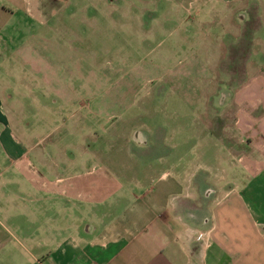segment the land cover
<instances>
[{"label":"crops","instance_id":"obj_1","mask_svg":"<svg viewBox=\"0 0 264 264\" xmlns=\"http://www.w3.org/2000/svg\"><path fill=\"white\" fill-rule=\"evenodd\" d=\"M37 1L0 0L3 75L2 58L20 54L17 41L28 28L30 3ZM229 2L161 0V8L179 5L178 23L193 24V9L203 14L201 7L223 5V19ZM207 11L200 16L217 24ZM162 22L172 23L168 17ZM1 83L0 192L9 198H0V264H264L263 77L251 76L232 95L218 97L221 107L232 105L236 143L218 145L204 128L209 157L187 179L179 175L184 162L176 147L159 145L153 167L142 164L137 172L130 166V151L139 157L150 151L148 133L130 130L132 149L109 150L96 134L83 143L76 128L52 132L44 118L49 105L81 98L67 82L21 79L11 89ZM51 88L58 94H47Z\"/></svg>","mask_w":264,"mask_h":264},{"label":"rangeland","instance_id":"obj_2","mask_svg":"<svg viewBox=\"0 0 264 264\" xmlns=\"http://www.w3.org/2000/svg\"><path fill=\"white\" fill-rule=\"evenodd\" d=\"M43 1L30 3L28 28L17 41L20 54L3 56L0 86L4 81L15 88L22 79L76 87L77 104L49 105L44 118L52 132L76 128L83 143L96 134L109 150L132 149L130 130L148 133L150 151L144 157L130 151V166L153 167L158 147H176L182 179L208 160L204 128L218 145L234 146L232 105L223 108L219 101L251 76L264 78V0H231L223 19V5L207 8L215 25L200 16L209 15L204 7L203 14L189 9L198 21L180 24L182 7L161 8V0H50V7ZM164 17L172 23H163ZM186 33L190 41L181 48ZM58 92L51 88L47 94ZM0 198L9 193L0 192Z\"/></svg>","mask_w":264,"mask_h":264},{"label":"built area","instance_id":"obj_3","mask_svg":"<svg viewBox=\"0 0 264 264\" xmlns=\"http://www.w3.org/2000/svg\"><path fill=\"white\" fill-rule=\"evenodd\" d=\"M89 264H93V263H89Z\"/></svg>","mask_w":264,"mask_h":264}]
</instances>
